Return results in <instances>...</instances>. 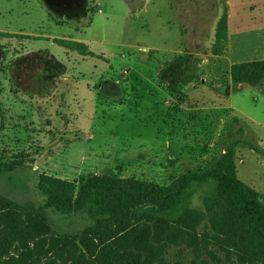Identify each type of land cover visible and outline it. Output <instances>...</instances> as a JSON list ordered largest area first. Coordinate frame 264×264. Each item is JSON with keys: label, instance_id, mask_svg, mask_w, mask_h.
Wrapping results in <instances>:
<instances>
[{"label": "rangeland", "instance_id": "1", "mask_svg": "<svg viewBox=\"0 0 264 264\" xmlns=\"http://www.w3.org/2000/svg\"><path fill=\"white\" fill-rule=\"evenodd\" d=\"M82 3L81 11L64 15L45 0H0V101L6 114L0 113V125L8 124L0 131V161L26 166L0 177V195L42 206L39 176L58 173L56 167L76 181L104 171L167 185L210 166L237 141L238 177L264 198V87L235 86L230 75L231 62L264 56V0ZM225 12L231 15L227 43L218 38ZM56 40L82 43L91 55ZM51 76L49 87L43 80ZM50 88L51 97L45 95ZM182 105L216 107L222 122L212 125L222 128L220 149L167 146L169 117L179 115ZM45 214L61 234L91 223L85 212L48 208Z\"/></svg>", "mask_w": 264, "mask_h": 264}, {"label": "trees", "instance_id": "2", "mask_svg": "<svg viewBox=\"0 0 264 264\" xmlns=\"http://www.w3.org/2000/svg\"><path fill=\"white\" fill-rule=\"evenodd\" d=\"M227 18L225 12L218 34L225 43ZM56 41L91 55L82 43ZM230 75L235 86L262 88L264 60L234 64ZM237 144L168 185L107 173L81 181L41 174L43 206L0 195V264H264V198L239 179ZM23 164L0 162V176ZM48 208L85 212L91 223L58 233L44 214Z\"/></svg>", "mask_w": 264, "mask_h": 264}, {"label": "crops", "instance_id": "3", "mask_svg": "<svg viewBox=\"0 0 264 264\" xmlns=\"http://www.w3.org/2000/svg\"><path fill=\"white\" fill-rule=\"evenodd\" d=\"M228 4L230 6V12H231V8L233 6V3L231 1H228ZM64 17H66V16H64ZM228 18L230 20V18H231L230 13L228 15ZM228 29H229V25H228ZM181 53L182 52H179V54H181ZM259 60H264V56H262ZM255 61H257V60H255ZM232 65H234V64L231 62V67H232ZM43 81H46V85L49 84V87H52V85L54 86V77H52V76L50 79L48 78V79L43 80ZM43 81L39 85H42ZM55 82H56V80H55ZM116 83H118V82H116ZM34 84H36V83H34ZM187 84L191 85L192 82H189ZM53 94H54V90L51 88H50L49 93L47 91L45 92V95L49 96V97L53 96ZM215 96L220 98L221 94H217ZM194 97L196 100H198V98L200 96H194ZM203 102H204V100H203ZM1 103H2V101H0V113H2L1 118L2 117L5 118L6 114H4V112H3L4 108L1 106ZM177 114H179V115L169 117V121L173 124L172 125L173 128H172L171 132L169 133L170 138L166 142V144L169 148H184V149H197V148H199V149H203L205 147L207 150L216 151V150L220 149L222 147V145L225 143L221 137L223 134L222 128L220 127L219 130L217 129L216 125H218V123L215 126L212 125V122H214L216 120H221V122H222V118L218 117V115H217L216 107H210L209 108V107H205L203 105V106H200L197 108L196 107L192 108L189 106L185 107V105H182L181 109L179 110V113H177ZM183 114H185V115L183 116V119H181V115H183ZM187 114H188V116H186ZM179 117L181 119V125H180V123H178L180 120ZM185 118H187V121L185 120ZM5 121H6V119H5ZM182 124H184V125L182 126ZM220 124L221 123H219V125ZM7 126H8V124L5 125L4 127H3V125H0V131H4ZM181 130H183V131H181ZM177 132H179L180 134L183 133L185 135H187L190 132L192 134V136H188L187 139L185 137H182V138L178 137L177 138V136L174 135ZM193 134H194V136H193ZM214 134H215V136H214ZM230 146L231 145L228 144L224 148L223 153H225ZM0 162H9V160H1ZM149 162H151V161H149ZM151 164H153V163H151ZM142 165H143V163H142ZM156 166L160 167L159 164H156ZM23 167H26V166H23ZM23 167H20V168L14 170L12 172L4 171L1 174V176L5 175V174H16ZM37 167L38 166L36 165L35 168H37ZM80 169L81 168L77 169V172H79L81 174L82 171H80ZM55 171H58L59 174L58 173L49 174L48 172H44V174H47V175H50L53 177H57V178H61V179H66L69 181H76L77 180V178L70 179V178L64 176L66 174L65 171H68V170H64V173H63L62 169L59 170L56 167ZM98 173H106V172L97 171L94 174H98ZM113 175H115V174H113ZM137 179H139V178H137ZM141 180H144V179H141ZM146 181H151V180H146ZM44 203H45V200L44 201L42 200L41 205L43 206ZM36 207H38V206H36ZM44 214H45V210H44ZM45 216H46V214H45Z\"/></svg>", "mask_w": 264, "mask_h": 264}, {"label": "flooded vegetation", "instance_id": "4", "mask_svg": "<svg viewBox=\"0 0 264 264\" xmlns=\"http://www.w3.org/2000/svg\"><path fill=\"white\" fill-rule=\"evenodd\" d=\"M49 6L59 13L69 15V13L81 11L84 8L82 0H46ZM80 13V12H79Z\"/></svg>", "mask_w": 264, "mask_h": 264}, {"label": "water", "instance_id": "5", "mask_svg": "<svg viewBox=\"0 0 264 264\" xmlns=\"http://www.w3.org/2000/svg\"><path fill=\"white\" fill-rule=\"evenodd\" d=\"M46 1V0H45ZM47 2V1H46ZM47 4L49 5V3L47 2Z\"/></svg>", "mask_w": 264, "mask_h": 264}]
</instances>
